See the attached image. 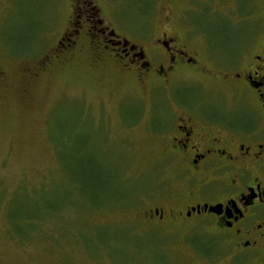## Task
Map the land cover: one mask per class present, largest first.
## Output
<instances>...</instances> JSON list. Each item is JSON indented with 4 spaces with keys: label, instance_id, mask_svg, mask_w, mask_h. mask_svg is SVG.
<instances>
[{
    "label": "rangeland",
    "instance_id": "rangeland-1",
    "mask_svg": "<svg viewBox=\"0 0 264 264\" xmlns=\"http://www.w3.org/2000/svg\"><path fill=\"white\" fill-rule=\"evenodd\" d=\"M93 1L104 26L137 43L138 31L120 20L121 0ZM152 1L143 31L152 37L161 32L167 11L196 17L201 10L200 0ZM239 1L214 0L212 13L243 26L241 33L217 36V19L211 29L185 23L196 51L205 48L202 34L209 38L212 64L246 54L253 41L264 44V0L241 2L243 17ZM71 2L0 0V264H127L131 256L129 264L142 263L135 248L121 242L118 227H108H122L130 213L115 204L131 193L163 191L178 170L174 164L165 168L148 128L153 90L162 91L109 63L94 65L84 37L78 52L55 57ZM44 57L50 62L39 71L35 63ZM29 69L37 75H27ZM187 76L183 80L199 86L181 90L184 101L200 102L206 114L232 109L229 82ZM244 115L235 110L232 119Z\"/></svg>",
    "mask_w": 264,
    "mask_h": 264
},
{
    "label": "flooded vegetation",
    "instance_id": "flooded-vegetation-1",
    "mask_svg": "<svg viewBox=\"0 0 264 264\" xmlns=\"http://www.w3.org/2000/svg\"><path fill=\"white\" fill-rule=\"evenodd\" d=\"M190 14L167 11L157 36L138 31L132 43L103 25L93 0H72L55 57L78 52L84 37L94 65L109 63L164 93L153 90L148 128L163 152V165L174 164L177 173L161 192L131 193L116 202L129 216L122 227L108 223L144 258L137 264H264V44L253 41L246 54L212 64L206 35L203 50L192 47L195 39L185 23H195L197 16ZM49 62L40 59L37 70ZM29 74L37 72L29 69ZM190 74L229 82L232 109L206 114L200 102L184 101L180 91L199 86L183 80ZM235 110L246 115L233 120Z\"/></svg>",
    "mask_w": 264,
    "mask_h": 264
},
{
    "label": "trees",
    "instance_id": "trees-1",
    "mask_svg": "<svg viewBox=\"0 0 264 264\" xmlns=\"http://www.w3.org/2000/svg\"><path fill=\"white\" fill-rule=\"evenodd\" d=\"M214 0H200V13L197 14V19L195 22L196 26H199L200 28H204L205 25L207 28H210V23H212L213 20L217 19L220 22L219 27L213 32L219 36L222 33L226 34L227 32H240L243 30V26H235L231 25L229 22V17L225 16L222 17L221 15L214 14L212 12H215L213 10V6L216 4L213 3ZM239 7L237 9L238 15H241L243 17L245 4L243 7H241V2H247L244 0L239 1ZM120 10H123L124 12L120 13V18L123 21V24L130 27L131 29H135L137 31H145L146 26L149 25L148 17L153 13V1L152 0H121ZM210 3V4H209ZM213 3V5H212ZM243 9V10H242ZM210 12V13H209ZM121 14L123 16L121 17ZM217 17V18H216ZM211 29V28H210ZM207 40L209 41V44L211 45V42L209 38L207 37ZM100 188V187H99ZM95 189V188H93ZM103 190L104 187H102Z\"/></svg>",
    "mask_w": 264,
    "mask_h": 264
}]
</instances>
